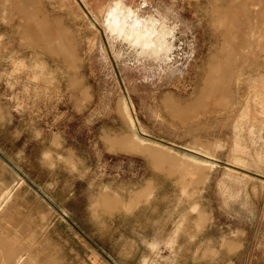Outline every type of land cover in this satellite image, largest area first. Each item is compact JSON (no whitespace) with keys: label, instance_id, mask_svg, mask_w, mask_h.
Returning a JSON list of instances; mask_svg holds the SVG:
<instances>
[{"label":"rangeland","instance_id":"rangeland-1","mask_svg":"<svg viewBox=\"0 0 264 264\" xmlns=\"http://www.w3.org/2000/svg\"><path fill=\"white\" fill-rule=\"evenodd\" d=\"M121 1L176 27L164 72L93 1L0 0V264H264V131L234 163L264 102V49L230 44L240 0Z\"/></svg>","mask_w":264,"mask_h":264},{"label":"bare ground","instance_id":"bare-ground-1","mask_svg":"<svg viewBox=\"0 0 264 264\" xmlns=\"http://www.w3.org/2000/svg\"><path fill=\"white\" fill-rule=\"evenodd\" d=\"M83 1H93L94 12L107 16L105 28L110 40L120 39L131 51L135 52L136 61L141 63V58H147L158 65H162L159 66V71L164 72L163 64H165L169 54L173 51L174 30L176 28L169 25V19L162 18L160 20V18L148 14L143 16L139 11L132 10L131 7L125 4L123 5L122 3L124 2L121 0L116 1L113 6L108 8L105 7L102 0ZM260 2L259 0H240L235 7L226 8L227 14L225 15H228L227 26L235 36L230 40V44L234 45L233 47L241 48L244 46L241 43V35L250 36L254 34L255 44L264 49V3L261 4ZM165 11L170 12L169 8H166ZM257 17H261L263 20L257 23ZM235 56L239 58L240 53H235ZM237 61L232 62L230 65L231 69L237 68ZM235 74L240 76L239 67L236 71L234 70ZM125 111L128 112L127 108H125ZM254 116L251 115L249 117L257 120V115L255 114ZM198 154L208 155V151L202 150ZM190 157L194 156L190 155ZM237 161L241 164H248L250 159L248 156L241 154L238 156ZM199 162L203 163V165L207 164L208 167L213 166V163L204 158H201ZM11 264H24L23 255L14 256Z\"/></svg>","mask_w":264,"mask_h":264},{"label":"crops","instance_id":"crops-1","mask_svg":"<svg viewBox=\"0 0 264 264\" xmlns=\"http://www.w3.org/2000/svg\"><path fill=\"white\" fill-rule=\"evenodd\" d=\"M251 105L257 106L259 109L256 110L254 108L251 107ZM257 115L258 119L255 120V118L251 119L249 116H254ZM255 117V116H254ZM258 127L260 129V131H264V102H256L254 100L253 96H249L248 101H247V105L244 106L243 109H240V112L238 114V116L235 119V122L232 125V130L234 132V163L239 165V166H244L247 164H241L237 161V158L239 155L244 154L246 155V153L244 152V150L241 148L240 144H239V134L241 131L243 130H247L248 132H252L254 130H258ZM207 151V150H205ZM188 154V153H186ZM190 155V154H188ZM201 156L204 157V159L209 160L211 163H213L211 161V157L212 155L208 152V155H202ZM247 156V155H246ZM257 160L258 162H262V160L264 161V153L262 155H258L257 156ZM214 164V163H213Z\"/></svg>","mask_w":264,"mask_h":264}]
</instances>
